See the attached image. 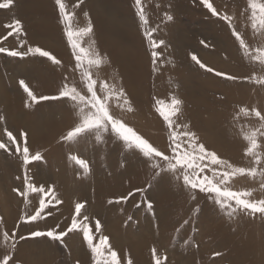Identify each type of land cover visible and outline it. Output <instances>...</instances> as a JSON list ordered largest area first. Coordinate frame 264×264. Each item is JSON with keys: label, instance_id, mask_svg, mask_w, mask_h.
Returning <instances> with one entry per match:
<instances>
[{"label": "rangeland", "instance_id": "obj_1", "mask_svg": "<svg viewBox=\"0 0 264 264\" xmlns=\"http://www.w3.org/2000/svg\"><path fill=\"white\" fill-rule=\"evenodd\" d=\"M65 2L72 11L75 0ZM143 2L151 26L158 28L155 37L167 45L159 49L161 58L155 73L147 41L135 15V0H85L75 9L81 26L88 20L83 12L89 13L95 45L110 61L96 74L109 82L115 77L131 102L133 111L129 112L113 100V113L155 146L165 149L167 129L155 111L156 101L178 96L184 102L178 123L188 124L200 142L221 158L237 166H250V160L243 155L245 142L241 125L256 126L257 122L243 117L237 121L233 117L241 106L264 111V88L216 77L200 69L189 53H195L207 66L231 75L259 73V66L242 59L226 24L212 17L199 0ZM213 2L219 10L237 17L238 30L253 46L262 43L259 37L253 36L244 18L239 17L246 0ZM165 13L172 15L173 20L166 21ZM13 18L22 22L24 32L19 38L10 37L2 46L18 48L21 41L22 50L29 45L39 46L52 52L62 61V66L38 56L21 59L0 53V116L5 118L0 122V139L6 140L5 127L15 135L27 132L30 150L40 151L44 158L29 165V175L37 186H52L62 203L52 208V215L45 220L32 225L20 224L17 228L19 217L34 211L39 197L32 194L31 204L25 206L22 198L12 191L22 185L21 161L0 150V217L3 218L0 232L6 230L11 235L15 230L27 237L31 231H44L57 224L60 230L66 229L75 203L83 202L84 216L89 218L93 231L95 220L101 222L96 240L100 235L107 236L123 264L129 258L133 264H152L153 247L162 257L167 255V264H264V217L237 212L229 218L206 194L189 193L170 176L153 181L152 169L144 158L126 149L109 133L104 134L103 143H97L92 136L76 144L65 143L61 137L76 120L69 102L48 100L25 107L28 98L19 85L20 80L37 96H52L58 93L64 75H69L78 86L79 76L71 72L74 62L55 0H15L10 10L0 9V34L5 33L4 25ZM87 44L86 41V47ZM221 129H225L223 138L217 136ZM69 154H77L89 162L87 176L68 159ZM121 162L125 167H120ZM231 187L236 191L252 189L251 199H264L259 180L237 177ZM137 188L145 189L144 193H136L127 202L108 203ZM144 200L152 202L154 215L146 210ZM184 220H189V224L183 225ZM75 235H78V248L67 261L68 245ZM185 240L190 243L186 245ZM3 245L0 236V258L9 251ZM217 252L219 256L214 255ZM14 260L16 264H92L82 233H70L63 241L47 237L19 241Z\"/></svg>", "mask_w": 264, "mask_h": 264}, {"label": "snow or ice", "instance_id": "obj_2", "mask_svg": "<svg viewBox=\"0 0 264 264\" xmlns=\"http://www.w3.org/2000/svg\"><path fill=\"white\" fill-rule=\"evenodd\" d=\"M15 0H0V9L10 10L14 6ZM85 0H75L73 10L69 11L65 0H55L58 10L59 21L63 25V35L66 38L67 46L71 49L72 64L71 72L78 74L79 86L69 75L63 76V84L60 86L56 95L37 96L25 83L19 81L20 87L27 94L25 107H31L40 101L63 100L69 102L74 110L76 120L74 125L61 137L65 143H79L88 136L94 137L97 143L104 142V134L109 133L117 141L123 143L129 151L139 154L150 165L152 169L153 181H158L164 176L173 178L182 188L189 193H204L208 199L219 207L222 212L227 213L229 218L237 212H243L252 217L259 214L264 217V199H251L252 189L242 191L233 190L232 181L237 177H248L253 181H260V188L264 190V111L256 107H239L233 117L240 120L243 117L246 121L254 119L256 126L247 124L241 125V136L245 142L243 155L250 160V166H237L226 159L221 158L215 151L209 150L195 132L191 131L188 124L178 123L181 115L183 100L178 96H171L167 101H156L155 111L162 119L167 129V146L161 149L155 146L149 139L138 133L129 126L122 118L116 116L111 108L114 100L122 110L133 111L131 102L125 89L118 86L115 77L112 82L108 79H100L96 74L99 70L110 63L108 58L101 54L92 38L93 23L87 11L83 15L88 18L87 23L81 26L77 21L76 8H80ZM200 5L211 14L212 17L223 21L231 32L238 51L242 59L250 65L259 66V73L253 71L250 75L237 76L226 72L217 71L203 63L195 53H189L191 60L200 69L212 73L216 77H221L226 81H242L264 88V0H246L245 7L239 12V17L244 18V22L250 26L254 37H259L262 43L253 46L245 35L238 30L235 23L237 17L229 14L228 11L219 10L213 0H199ZM135 15L138 18L139 26L142 30L144 39L147 41L148 51L151 56L152 72L158 71V64L161 58L162 46L167 47L163 39H157L155 33L157 27H152L148 15L146 14L143 0H135ZM164 19L172 21L173 16L165 13ZM5 33L0 34V53H6L10 57L21 59L28 56H38L46 58L53 65L62 66V61L52 52L39 46L29 45L26 50L23 42H19L18 48H8L2 46L10 37L19 38L24 32L23 24L19 19L13 18L4 25ZM88 42L87 47L85 42ZM200 43L205 47L208 44L204 40ZM5 118L0 116V122ZM6 140L0 139V150L8 156H16L21 161L23 170L22 185L14 187L12 191L19 197L25 206L31 204L30 196L36 194L39 197L38 206L30 214H22L19 217L17 228L20 224H35L51 216V209L62 201L55 195L54 188L50 185L41 184L37 186L29 175V165L34 162L43 161L40 151L33 153L28 145L27 132L21 131L15 135L7 127L3 129ZM68 159L74 163L82 174L87 176L90 172L89 162L77 154H69ZM120 167H125L121 162ZM21 180L20 176L16 177ZM151 187V184L148 185ZM145 189L137 188L130 191L126 196L121 195L108 203L127 202L136 193L143 194ZM195 200V195H192ZM146 210L153 213V204L149 200H144ZM140 205L138 204L137 207ZM86 211L85 203L77 202L74 205V212L71 222L66 229L60 230V225L48 228L47 230H35L28 233V236L18 235L13 231L11 235L4 230L0 232L3 238L4 247L9 251L0 258V264H16L14 252L19 241L27 238L47 237L53 241H63V238L70 233H82L83 242L87 245L91 253L92 264H123L121 257L109 243L107 236L100 235L98 241L95 234L101 232V222L95 220L94 231L90 227L89 218L84 216ZM131 221L132 217H128ZM3 218L0 217V223ZM189 224V220H184L183 225ZM181 225V227H183ZM180 229H177L179 232ZM188 245L190 242L185 240ZM219 256L220 253H214ZM152 264H167V255L163 257L158 250L151 249ZM79 264V262H77ZM127 264H133L129 258Z\"/></svg>", "mask_w": 264, "mask_h": 264}, {"label": "bare ground", "instance_id": "obj_3", "mask_svg": "<svg viewBox=\"0 0 264 264\" xmlns=\"http://www.w3.org/2000/svg\"><path fill=\"white\" fill-rule=\"evenodd\" d=\"M26 7V6H25ZM112 12V11H111ZM31 14V13H30ZM166 67V66H165ZM172 70V69H171ZM189 72V71H188ZM208 76V75H207ZM191 84V83H190ZM138 131V130H137ZM142 132V131H141ZM224 132H225V129L224 130H219V133H217V136L219 137V138H223V136H224ZM227 140L225 139V142H226ZM225 142H224V145H226L225 144ZM228 143V142H227ZM228 145V144H227ZM226 145V146H227ZM103 230V229H102ZM105 235V234H104ZM125 242V241H124ZM78 244H79V241H78V235H75V236H72V241L69 243V247H68V252H67V254H68V256H66L65 255V259L68 261L69 259H68V257H70V255L71 254H73V252H75L76 250H77V248H78ZM75 250V251H74Z\"/></svg>", "mask_w": 264, "mask_h": 264}]
</instances>
